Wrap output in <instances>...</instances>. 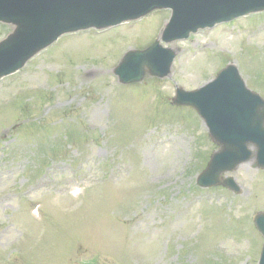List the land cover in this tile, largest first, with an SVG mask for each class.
<instances>
[{
    "label": "rangeland",
    "instance_id": "1",
    "mask_svg": "<svg viewBox=\"0 0 264 264\" xmlns=\"http://www.w3.org/2000/svg\"><path fill=\"white\" fill-rule=\"evenodd\" d=\"M169 16L66 35L0 80V264H259L264 169L230 173L240 194L199 187L218 146L171 102L229 63L264 95V11L164 43L168 77L119 84L115 65Z\"/></svg>",
    "mask_w": 264,
    "mask_h": 264
},
{
    "label": "water",
    "instance_id": "2",
    "mask_svg": "<svg viewBox=\"0 0 264 264\" xmlns=\"http://www.w3.org/2000/svg\"><path fill=\"white\" fill-rule=\"evenodd\" d=\"M158 9H171L170 21L148 48L124 56L115 69L123 83L140 82L147 74L171 73L177 51L164 47L160 38L171 43L200 28L264 10V0H0V21L13 26L0 41V78L23 68L66 33L106 28ZM243 92L248 90L231 65L216 81L195 91L180 88L173 99L174 104L195 107L221 146L198 178L202 186L224 184L238 192L234 178L222 179L223 172L253 157L257 166L264 167V99L258 94L245 97ZM256 224L264 234V213L257 215ZM260 264H264V248Z\"/></svg>",
    "mask_w": 264,
    "mask_h": 264
}]
</instances>
